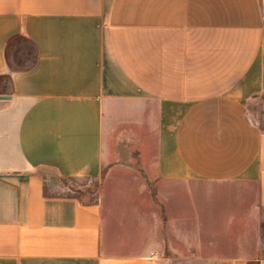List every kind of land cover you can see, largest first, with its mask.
<instances>
[{
  "label": "crops",
  "instance_id": "crops-1",
  "mask_svg": "<svg viewBox=\"0 0 264 264\" xmlns=\"http://www.w3.org/2000/svg\"><path fill=\"white\" fill-rule=\"evenodd\" d=\"M263 99L264 0H0V264L199 257L189 199L166 204L172 239L134 250L60 180L102 177L115 136L167 184L254 186L264 210Z\"/></svg>",
  "mask_w": 264,
  "mask_h": 264
},
{
  "label": "rangeland",
  "instance_id": "rangeland-1",
  "mask_svg": "<svg viewBox=\"0 0 264 264\" xmlns=\"http://www.w3.org/2000/svg\"><path fill=\"white\" fill-rule=\"evenodd\" d=\"M251 113L264 127V99L252 105ZM143 145V142L139 146L130 143L118 155L114 136L110 139L109 161L104 165L102 177L60 180L63 193L86 203L101 202L107 222L104 234L109 235V242L112 234L115 241L122 243L130 237L131 249L138 250L155 241L172 239L167 238L165 227L166 204L171 198H187L190 202L182 207L189 213L188 228L198 230V234L189 237L193 242L190 247L197 248L200 256L176 260L173 264H258L264 259V210L249 204L255 198L254 186L220 185L199 179L167 184L148 169ZM234 201L238 202L235 206ZM240 206V217L232 222L231 228H226L229 220L220 228L217 214L232 215L235 207ZM172 207L174 211L176 206ZM233 257L242 261L233 263Z\"/></svg>",
  "mask_w": 264,
  "mask_h": 264
}]
</instances>
